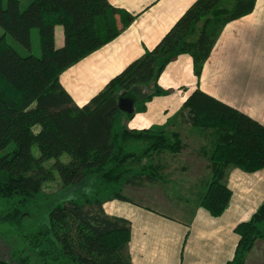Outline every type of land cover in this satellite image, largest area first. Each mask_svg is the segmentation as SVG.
<instances>
[{
  "label": "trees",
  "instance_id": "16d2710c",
  "mask_svg": "<svg viewBox=\"0 0 264 264\" xmlns=\"http://www.w3.org/2000/svg\"><path fill=\"white\" fill-rule=\"evenodd\" d=\"M255 3L195 0L152 50L78 107L61 86L60 75L117 36L132 17L126 16L118 30L119 12L107 0H30L23 10L19 0H0V224L17 232L38 264H132L130 222L108 215L104 202H131L124 187L164 182L162 155H177L186 145L177 131L133 130L127 124L165 93L157 80L176 57L190 56L199 80L221 29L252 13ZM57 25L63 29L59 47ZM33 29L38 30L40 57L21 56L6 36L29 50ZM121 98L133 102L131 114L119 110ZM179 119L207 141L201 154L209 179L198 205L219 217L232 196L228 171L264 169V125L199 88L188 95ZM55 174L64 188L91 182L94 192L81 201L47 206L29 232L25 219L38 206L43 183ZM106 191L111 196L102 195ZM234 233L238 241L225 264H245L255 242L264 239V202ZM0 264L12 263L0 258Z\"/></svg>",
  "mask_w": 264,
  "mask_h": 264
},
{
  "label": "crops",
  "instance_id": "0c3cea01",
  "mask_svg": "<svg viewBox=\"0 0 264 264\" xmlns=\"http://www.w3.org/2000/svg\"><path fill=\"white\" fill-rule=\"evenodd\" d=\"M107 1L119 12L115 16L118 30L126 16L132 21L60 75L61 86L78 107L85 106L145 51L152 50L195 0ZM54 40L56 47L63 44L60 25L54 28ZM157 85L165 93L147 102L144 112L135 113L127 124L129 129H157L179 120L183 103L196 88L264 125V0H256L252 13L221 29L199 80L191 57L180 55L165 67ZM226 185L232 196L219 217H212L198 205L181 221L148 207L141 199L113 201L108 215L130 222L127 253L131 263L225 264L230 260L238 241L235 226L264 202V169L253 174L230 169Z\"/></svg>",
  "mask_w": 264,
  "mask_h": 264
},
{
  "label": "rangeland",
  "instance_id": "374dc122",
  "mask_svg": "<svg viewBox=\"0 0 264 264\" xmlns=\"http://www.w3.org/2000/svg\"><path fill=\"white\" fill-rule=\"evenodd\" d=\"M19 2L20 9L23 10L28 6L30 0H19ZM3 5L5 6V2ZM60 28L62 27L60 26ZM2 34L3 30L0 28V35ZM30 40L31 47L26 50L12 37L6 36V41L21 56L31 54L40 57L37 29L31 30ZM179 121L180 119L170 121L169 124L165 125L164 130L179 132L186 148L177 155H162L161 164L164 165L162 171L163 178H165L164 182L145 183L138 188L126 186L123 189V194L130 200L139 201L141 199L143 200L142 203L148 205V207L159 212L170 213L175 219L185 221L188 219L190 212L198 206L200 196L205 189L204 183L209 179V170L208 162L201 154L202 150L207 146L206 139L188 124H179ZM32 153L34 156L38 155L35 146L32 148ZM61 160L67 162L68 158L63 155ZM50 164L49 162L44 164V166L49 168ZM90 185H92L91 182L90 184L64 188L55 174L52 181L43 183L37 200L38 206L32 211V215L25 219L26 229L31 232L38 218H41L40 212H44L47 206L50 207L51 204L63 203L70 199L81 201L83 195L84 198L92 195L94 191ZM102 195L111 196L110 192L107 191L102 193ZM113 201L115 200L109 199L104 202L103 208L107 214L111 211V203ZM257 242L258 245L255 247ZM255 245L247 254L245 264H264V239H258ZM0 258L10 261L12 264H38L36 257L28 250L25 241L17 236V232L2 224H0Z\"/></svg>",
  "mask_w": 264,
  "mask_h": 264
},
{
  "label": "water",
  "instance_id": "95a60500",
  "mask_svg": "<svg viewBox=\"0 0 264 264\" xmlns=\"http://www.w3.org/2000/svg\"><path fill=\"white\" fill-rule=\"evenodd\" d=\"M119 110L124 113L131 114L133 112V102L126 98L119 100Z\"/></svg>",
  "mask_w": 264,
  "mask_h": 264
}]
</instances>
